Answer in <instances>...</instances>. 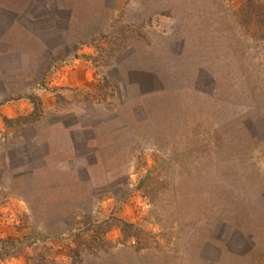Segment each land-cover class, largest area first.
<instances>
[{"label": "rangeland", "instance_id": "obj_1", "mask_svg": "<svg viewBox=\"0 0 264 264\" xmlns=\"http://www.w3.org/2000/svg\"><path fill=\"white\" fill-rule=\"evenodd\" d=\"M6 102L0 264H264V0H0Z\"/></svg>", "mask_w": 264, "mask_h": 264}, {"label": "crops", "instance_id": "obj_2", "mask_svg": "<svg viewBox=\"0 0 264 264\" xmlns=\"http://www.w3.org/2000/svg\"><path fill=\"white\" fill-rule=\"evenodd\" d=\"M77 61H79V59L77 60ZM75 66H76V63H73V64H68V65H66V67H69V70H66V67L64 66L63 67V70L62 71H59L60 72V74H62V75H64L65 76V74H70V75H72V77L73 78H70L71 80L72 79H74V77H75V75L78 73L77 71H75ZM77 72V73H76ZM88 74V73H87ZM69 75V76H70ZM63 77V76H62ZM90 77V76H89ZM63 79H64V77H63ZM60 81V80H59ZM77 82H79V81H77ZM10 107V105L8 104V102H6V103H0V112L1 113H8L7 115H9V111H10V109H8ZM2 115H0V128H2V129H4V125H3V122H2Z\"/></svg>", "mask_w": 264, "mask_h": 264}, {"label": "trees", "instance_id": "obj_3", "mask_svg": "<svg viewBox=\"0 0 264 264\" xmlns=\"http://www.w3.org/2000/svg\"><path fill=\"white\" fill-rule=\"evenodd\" d=\"M5 119V121H7V120H10V119H8V118H4ZM120 223H121V225H128V226H132V224H128V223H126V222H122V221H120ZM254 245H256V244H254ZM253 248V247H252ZM231 253V252H230ZM253 250L251 249V250H249V252L248 253H246V255H248V254H250V256H249V258H248V264H254L255 263V261H256V259L257 258H255L254 256H253Z\"/></svg>", "mask_w": 264, "mask_h": 264}]
</instances>
